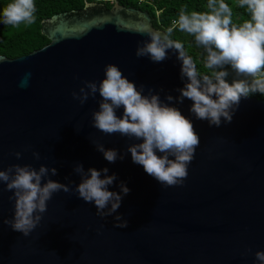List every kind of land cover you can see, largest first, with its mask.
<instances>
[{
	"label": "water",
	"instance_id": "1",
	"mask_svg": "<svg viewBox=\"0 0 264 264\" xmlns=\"http://www.w3.org/2000/svg\"><path fill=\"white\" fill-rule=\"evenodd\" d=\"M145 26L166 33L152 25L146 9L86 0L40 20L48 38L41 47L15 57L0 54V170L55 167L57 175L46 179L71 189L54 193L40 223L24 236L4 223L13 218L14 199L0 182V264H260L255 253L264 252V99L241 97L231 122L221 118L219 127L197 119L190 99L173 104L192 121L200 144L183 184L171 187L132 161L127 147L142 141L92 126L99 93L83 105L73 99L85 81L99 85L108 64L138 89L143 85V95L151 89L164 103L180 95L187 78L174 49L161 62L135 55L150 40ZM122 113V107L116 110L118 117ZM97 143L124 158L108 162ZM77 163L115 174L110 191L119 193L120 182L129 188L112 216L101 218L94 203L78 197ZM117 214L127 227H114Z\"/></svg>",
	"mask_w": 264,
	"mask_h": 264
},
{
	"label": "clouds",
	"instance_id": "2",
	"mask_svg": "<svg viewBox=\"0 0 264 264\" xmlns=\"http://www.w3.org/2000/svg\"><path fill=\"white\" fill-rule=\"evenodd\" d=\"M239 6L250 14V19L239 24L233 21L232 8L225 0H207L208 11L205 12L182 10L174 22L180 31L194 36L197 45L203 47L207 53L204 66L212 70L210 74L198 73L184 45L170 38L173 28L166 33L147 26L142 29L150 40L137 47V57L149 56L153 62H161L167 58V50L174 49L182 61L181 77H186L187 82L178 89V97H166L169 103L162 102L151 89L148 95H143V85L138 89L114 64L106 65L99 85L85 81L79 93H72L73 99L81 105L99 93V110L92 113V126L105 134L119 133L142 141L130 144L127 152L134 163L142 165L144 171L163 186L183 184L188 175V164L200 144L192 121L173 104L183 103L184 98H188L192 101L190 110L197 119L219 127L221 118L224 123L231 122L241 97L257 92L264 95V0H239ZM35 11L34 0H9L0 9V16L8 25L32 24ZM228 67L237 77L230 83ZM121 107L123 113L118 117L116 110ZM95 147L110 163L124 158L115 149H105L103 144L97 143ZM15 156L19 159L21 154L17 152ZM33 157L40 159L38 152H33ZM74 172L81 177L75 188L78 197L86 203H94L96 215L101 218L116 213L123 196L130 191L123 182L119 184V193L110 191L109 186L117 177L108 175L107 168L85 170L77 163ZM49 174L56 176V168L41 165L37 170L30 165H11L0 170V182L13 193L10 199H14L13 218L4 223L14 231L28 236L40 223L53 194L71 191L66 184L46 179ZM114 220L117 221L114 227H127V221L121 215H115ZM255 257L264 264V252L257 251Z\"/></svg>",
	"mask_w": 264,
	"mask_h": 264
},
{
	"label": "trees",
	"instance_id": "3",
	"mask_svg": "<svg viewBox=\"0 0 264 264\" xmlns=\"http://www.w3.org/2000/svg\"><path fill=\"white\" fill-rule=\"evenodd\" d=\"M86 0H34L35 3V22L32 24L21 23L19 25H8L3 23L0 16V54L7 57H15L26 54L35 48H39L48 42V38L40 32V20L53 13L79 8ZM91 1V0H87ZM103 1L109 7L110 0ZM121 4L131 5L146 9L150 16L152 25L157 29H163L165 32L173 28L170 38L179 41L184 45L187 55L191 56L196 64L197 71L201 75L210 74L212 70L205 68L204 61L207 53L202 46L197 45L195 38L186 32H182L175 26L174 22L178 20L180 12L187 13L192 11L205 12L207 9V0H118ZM9 0H0V9L6 6ZM233 11V21L243 23L250 19V14L246 8L239 6V0H225ZM230 83L232 79L237 78L236 74L228 67ZM243 78V77H240ZM248 79H251L250 77ZM249 95L264 99L260 93H250Z\"/></svg>",
	"mask_w": 264,
	"mask_h": 264
},
{
	"label": "built area",
	"instance_id": "4",
	"mask_svg": "<svg viewBox=\"0 0 264 264\" xmlns=\"http://www.w3.org/2000/svg\"><path fill=\"white\" fill-rule=\"evenodd\" d=\"M110 1H113V0H110Z\"/></svg>",
	"mask_w": 264,
	"mask_h": 264
}]
</instances>
